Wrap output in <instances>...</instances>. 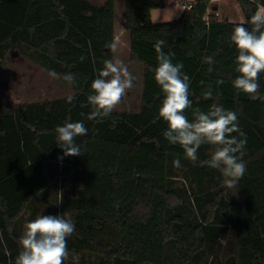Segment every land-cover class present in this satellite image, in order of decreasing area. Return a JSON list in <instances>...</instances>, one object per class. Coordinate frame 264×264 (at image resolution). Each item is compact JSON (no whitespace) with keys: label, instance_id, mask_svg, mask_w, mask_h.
Returning <instances> with one entry per match:
<instances>
[{"label":"trees","instance_id":"1","mask_svg":"<svg viewBox=\"0 0 264 264\" xmlns=\"http://www.w3.org/2000/svg\"><path fill=\"white\" fill-rule=\"evenodd\" d=\"M209 1L195 0L172 21L152 22L151 10L163 0H124L130 53L143 64L140 104L135 110L88 120L91 83L103 61L113 57L108 45L114 43V0H0V68L9 53H18L48 72L60 77L71 72L76 78L74 85L58 78L71 90V103L69 95L0 102V264H15L21 251V216L30 204L36 215L33 200L57 185L42 214L47 215L53 198H59L54 205L58 215H70L75 224L68 250L94 256L93 264H205L206 255V263L213 264L220 210L232 224L234 237L231 254L217 263L264 264V101L252 100L232 86L238 75L237 52L229 38L239 22L204 19ZM237 2L246 26L264 7V0ZM158 40L190 77L192 107L186 115L191 119L194 108L206 112L219 103L237 113L247 136L246 172L238 189L222 185L203 204L197 194L201 217L193 215V201L183 185L175 187L178 179L168 166L171 157L185 156L179 145L164 137L167 123L158 116L163 98L154 80ZM205 56L215 59L212 72L203 62ZM259 83L264 95V73ZM209 85L213 99L205 100L202 92ZM69 120L83 121L88 130L75 141L80 156L64 157L56 144L55 128ZM200 149L198 155H204ZM197 171L210 177L206 166L197 165Z\"/></svg>","mask_w":264,"mask_h":264},{"label":"clouds","instance_id":"2","mask_svg":"<svg viewBox=\"0 0 264 264\" xmlns=\"http://www.w3.org/2000/svg\"><path fill=\"white\" fill-rule=\"evenodd\" d=\"M244 23L234 26L230 42L235 45L237 55L234 71L238 75L232 80L237 92H243L252 100L264 101L260 93V75L264 73V8H259ZM163 40L154 44L157 67L154 80L163 94L158 116L167 123L164 137L172 145L183 149L186 159L197 162L198 150L202 145L211 146L209 158L199 161L201 166L219 170L224 177L223 185L227 189H238V183L246 172L243 160L247 136L239 126L237 113L225 109L219 103H212L205 112L194 108L192 118L186 111L192 107L189 99L190 77L182 72V63H173L174 53L163 51ZM108 47L115 52L117 44ZM81 61L85 57H80ZM203 62L208 64V72L214 69L213 56H205ZM52 78H62L69 85L76 83L71 72L59 76L55 71L49 72ZM135 76L121 59H105L103 68L91 83V94L87 104L91 106L88 120L103 119L110 116L121 103L128 90L134 87ZM203 83V82H201ZM217 84H223L218 80ZM205 100L213 99L211 85L202 92ZM74 97L67 96L71 103ZM83 121H66L55 128L56 144L63 150V156L82 155L76 138L87 135ZM59 159H63L60 157ZM174 167H180V160L173 161ZM75 224L70 215H38L24 225L19 238L21 251L15 258V264H65L69 257L67 239L73 235ZM74 264H79V256H74Z\"/></svg>","mask_w":264,"mask_h":264},{"label":"rangeland","instance_id":"3","mask_svg":"<svg viewBox=\"0 0 264 264\" xmlns=\"http://www.w3.org/2000/svg\"><path fill=\"white\" fill-rule=\"evenodd\" d=\"M95 4H101L105 0H90ZM177 0H163V4L160 7L153 8L151 10V21L152 22H167L172 21L180 16V7L175 4ZM190 1V0H186ZM116 19H115V41L117 44V50L113 52L112 59H121L129 68V71L135 76L134 87L125 94L121 103L117 106L115 111H130L137 109L140 104V96L142 89V76H143V64L134 58H132L129 48L128 32L125 30L123 25V11H124V0H114ZM210 13H213L210 10ZM225 19V18H224ZM237 20V19H236ZM70 89L62 84L58 78H52L49 72L29 62L26 58L22 57L18 53H9L0 68V102L7 104H20L28 101H36L42 99H51L69 94ZM200 151H203L204 155H198V161L192 162L185 158L180 160V167H174L173 161L178 158L171 157L168 160V166L172 175H175L178 180L175 187L183 185L186 188L187 195L190 200L193 201V215L199 216L200 212L197 210V194H199L198 203L203 204L207 199V195H213L223 185V179L219 170L210 169V177L205 174L201 175L197 171V165H200L199 161L206 160L209 158L211 146L203 145ZM207 167V166H206ZM208 177V178H207ZM57 188L59 186L57 185ZM53 189L54 191L57 190ZM51 190L38 198L36 201L35 208L38 207V212L34 215V210L31 204L29 208L21 216L23 221L26 215L32 214L35 219L36 216L41 214L42 209L47 206L49 199L54 194ZM57 200L59 198H53V206L48 209L47 215H58L56 207ZM46 210V208H45ZM205 210V207H202ZM34 212V213H33ZM220 221L222 223L221 232L217 239L216 246L213 249L214 262L213 264H219L217 261H225L226 258L231 254V245L234 237V229L232 224L227 223L226 215L219 211ZM19 232V231H18ZM20 234V232H19ZM79 256V264H93L97 260L94 256H89L86 253L80 251H69V257L66 261L74 264L73 257ZM205 264L210 260V256L204 257ZM203 262V261H202ZM172 264V262H170Z\"/></svg>","mask_w":264,"mask_h":264},{"label":"crops","instance_id":"4","mask_svg":"<svg viewBox=\"0 0 264 264\" xmlns=\"http://www.w3.org/2000/svg\"><path fill=\"white\" fill-rule=\"evenodd\" d=\"M194 1L195 0H190L189 2H194ZM259 8H263V7L260 6ZM210 10L213 13H210ZM180 13H182V11H180ZM150 16H151V13H150ZM211 17H213L217 20H228L230 22H239V23L244 22V16L241 12V9L238 5L237 0H210L208 3L207 9H206L205 15H204V19H209ZM123 25H124V21H123ZM114 41H115V32H114ZM69 94H71V92ZM69 94H67V95H69ZM45 208L42 209L41 214L44 213ZM31 220H32L31 214H29V215H26L25 219L23 221L21 220V222L18 224V231L20 232V236L23 234L24 225Z\"/></svg>","mask_w":264,"mask_h":264},{"label":"built area","instance_id":"5","mask_svg":"<svg viewBox=\"0 0 264 264\" xmlns=\"http://www.w3.org/2000/svg\"><path fill=\"white\" fill-rule=\"evenodd\" d=\"M175 4L180 7L182 12L187 11L194 6V2H189L186 0H177V1H175Z\"/></svg>","mask_w":264,"mask_h":264}]
</instances>
